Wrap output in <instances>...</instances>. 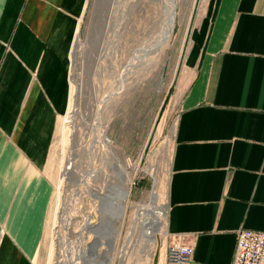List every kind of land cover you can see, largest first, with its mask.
<instances>
[{
  "label": "crops",
  "instance_id": "1",
  "mask_svg": "<svg viewBox=\"0 0 264 264\" xmlns=\"http://www.w3.org/2000/svg\"><path fill=\"white\" fill-rule=\"evenodd\" d=\"M204 2L165 222L192 237L191 264H232L238 228L264 230V0ZM87 6L0 0V264H39L56 188L53 145L70 90L73 104L72 50Z\"/></svg>",
  "mask_w": 264,
  "mask_h": 264
},
{
  "label": "rangeland",
  "instance_id": "2",
  "mask_svg": "<svg viewBox=\"0 0 264 264\" xmlns=\"http://www.w3.org/2000/svg\"><path fill=\"white\" fill-rule=\"evenodd\" d=\"M204 1L179 0L168 44L160 55H144L139 49L162 22L163 0H88L72 50L73 104L70 90L53 145L56 188L39 264H101L100 250L116 264H162L176 125L193 74L187 56ZM119 186L130 188V200L112 248L105 230L113 227L104 223L98 233L96 226L107 216L100 198ZM153 198L165 219L148 236Z\"/></svg>",
  "mask_w": 264,
  "mask_h": 264
},
{
  "label": "bare ground",
  "instance_id": "3",
  "mask_svg": "<svg viewBox=\"0 0 264 264\" xmlns=\"http://www.w3.org/2000/svg\"><path fill=\"white\" fill-rule=\"evenodd\" d=\"M163 1H164L163 5H164V12L165 13H164V17H162V22H161L160 26H158L157 30L155 29L156 30L155 34L152 37L150 36L151 39L149 40L147 38L148 42L144 41L146 43L143 44V46L141 48L139 47L140 48L139 50L141 52H143L144 55L149 54L151 52L152 53L157 52L159 54V52H161L162 49H164L166 44H168V41L173 34L174 26H175V22H176V16H177V12H178L177 6L179 3L178 2L179 0H163ZM153 55H155V54H153ZM153 55H152V58H153ZM131 64H132V62H131ZM67 168H70V166H68ZM115 190H116V193H115L114 197H109L107 195L109 198H111L113 200V201H111V208H113L115 214L113 216H111V218H109V222H107V224L105 225V227L106 226H108V227L112 226L113 227V231L106 229V233H107L106 236L109 238V240H114L112 243L113 244L112 248H114V245L118 242L117 240L120 238L122 227H123L124 221H125V215L127 213L126 211H127L128 203L130 200L129 199L130 188H124V187L119 186ZM154 199L155 198L152 199L151 204L149 206V213L151 214V216L149 218H146L148 221L145 224L147 226V232L146 233L148 234V236H150L152 233L155 232L154 226H156L158 221L165 219V213L163 215H161L160 212H154V210L152 209L151 206L156 205V201ZM144 215H145V211H144ZM113 219H114L115 224L113 222ZM110 220L112 221V223L110 222ZM101 223H103V222L102 221L99 222L98 225H102ZM98 225L96 226V229H98ZM115 230H116V232L118 231L117 237H116V235L113 234V232ZM98 231H99V229H98ZM101 232L105 233V231H101ZM100 253L102 254V257H103L101 264H116V261L114 259L115 257L111 258L109 255H106L105 251L100 250Z\"/></svg>",
  "mask_w": 264,
  "mask_h": 264
},
{
  "label": "built area",
  "instance_id": "4",
  "mask_svg": "<svg viewBox=\"0 0 264 264\" xmlns=\"http://www.w3.org/2000/svg\"><path fill=\"white\" fill-rule=\"evenodd\" d=\"M195 243L187 232L165 229L164 264H191ZM232 264H264V230L240 227Z\"/></svg>",
  "mask_w": 264,
  "mask_h": 264
},
{
  "label": "water",
  "instance_id": "5",
  "mask_svg": "<svg viewBox=\"0 0 264 264\" xmlns=\"http://www.w3.org/2000/svg\"><path fill=\"white\" fill-rule=\"evenodd\" d=\"M107 198H108V197L100 198V199H101L100 207H101L102 211H103L105 214H107V216H106L103 220H101V221L103 222V223H101L102 225H103L104 223H107V222L109 221V218H111L112 213H113V208H111V203L108 201ZM102 225H98V229H99V231H98V229H96V231H97L98 233L101 232V231H104V230H102V229H103ZM104 227H105V226H104ZM105 231H106V230H105ZM95 241H96V240H95ZM95 241L92 242V247H93Z\"/></svg>",
  "mask_w": 264,
  "mask_h": 264
}]
</instances>
